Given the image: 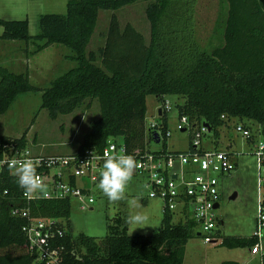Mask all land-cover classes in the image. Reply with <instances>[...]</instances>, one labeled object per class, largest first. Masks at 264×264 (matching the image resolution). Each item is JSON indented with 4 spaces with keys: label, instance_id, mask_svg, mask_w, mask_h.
Listing matches in <instances>:
<instances>
[{
    "label": "trees",
    "instance_id": "trees-1",
    "mask_svg": "<svg viewBox=\"0 0 264 264\" xmlns=\"http://www.w3.org/2000/svg\"><path fill=\"white\" fill-rule=\"evenodd\" d=\"M192 1L69 0L66 14L40 16L35 35L29 33L27 19L0 18V38L32 42L36 52L50 44L71 49L69 58L75 66L43 90L41 108L57 118L88 101L99 102L100 117L91 123L76 155L100 154L117 137L123 138L121 144L134 157L148 151L176 153L167 146L149 147L156 129L168 137L169 119L162 114L155 128H146L148 95H156L161 103L168 95L183 97L176 105L178 115H187L193 126L208 122L216 142L220 128L233 118L257 123L264 136V0H222L216 32L222 30L223 43L213 47L203 45L196 35ZM138 2L147 3L149 40L134 24L122 25L117 15ZM101 11L112 12L107 30L101 33L105 43L89 50ZM41 90L31 83L28 72L0 67V117L21 93ZM17 139L27 144L26 135ZM22 196L16 179L0 183V264H46L29 249L23 231L26 219L13 217L11 209L29 207L38 218H69L71 200L37 198L28 203ZM125 219L122 215L110 219L102 238L76 235L68 227L52 245L59 250V264H185L186 246L196 235L194 219L175 223L166 211L157 230L131 235ZM254 243L253 237L223 242L250 247ZM261 260L264 264V256Z\"/></svg>",
    "mask_w": 264,
    "mask_h": 264
},
{
    "label": "rangeland",
    "instance_id": "rangeland-1",
    "mask_svg": "<svg viewBox=\"0 0 264 264\" xmlns=\"http://www.w3.org/2000/svg\"><path fill=\"white\" fill-rule=\"evenodd\" d=\"M222 0H193V23L195 32L200 42L205 46H216L223 43V32H216V24L219 17ZM69 0H0V18L6 20H24L29 22V33L35 35L39 32V18L43 14H66ZM147 3L138 2L127 6L117 12L122 25L134 24L142 31L147 39H150V22L146 14ZM111 11H102L98 30L92 38L89 50H98L105 43L104 35L111 18ZM3 27L0 25V33ZM64 51L72 52L69 47L61 44ZM44 64V78H57L68 71L69 62H60L59 67L52 68L49 60L42 53L38 55ZM67 62V63H66ZM67 67V68H66ZM70 67V66H69ZM35 83V80H34ZM33 84V83H32ZM39 87L38 83L33 84ZM41 91H29L18 95L8 111L0 117V133L20 137L26 135L29 145L37 150L43 149L46 153L74 154L83 143L86 134L90 130L91 123L100 117V105L98 101H91L67 114L59 113L57 118H52L49 110L41 108L42 94L46 87H39ZM42 92V94L40 93ZM166 101L171 110L168 116V137L162 138L158 143L152 140L149 144L151 150H161L165 146L169 150L184 151L190 148L194 137V131H179L177 125L179 115L176 105L184 101L183 97L168 95ZM161 106L156 95L147 96L146 128L158 118V109ZM238 120L233 118L231 122L220 128V138L213 142L211 137L204 140V146L211 148L238 151L236 156L237 168L222 182V197L217 210L221 225V234L217 236L216 243H206L202 235L191 238L186 246V264H221L224 261H238L243 264H260L261 257H252L249 254V245L229 246L223 244L230 237H251L256 228L257 203H258V166L257 158L252 154V146H249L236 132ZM254 131L257 123H254ZM118 144L123 143L122 137H117ZM37 145V146H36ZM100 174V172H99ZM99 181V180H98ZM98 182L93 186L94 203L88 209H83L76 199H71V215L63 218L64 224L71 227L73 234L85 233L87 235L102 238L108 232L110 219L117 215L127 217L131 209L126 201L110 202L97 188ZM151 187L145 183V177L136 172L132 182L127 188L129 198H140L143 210L149 215L151 227L136 229L132 234H147L150 230H157L162 222L163 212L158 198L149 197ZM234 196V197H233ZM180 214L174 213L173 221L180 222ZM129 233L132 227L128 225Z\"/></svg>",
    "mask_w": 264,
    "mask_h": 264
},
{
    "label": "built area",
    "instance_id": "built-area-1",
    "mask_svg": "<svg viewBox=\"0 0 264 264\" xmlns=\"http://www.w3.org/2000/svg\"><path fill=\"white\" fill-rule=\"evenodd\" d=\"M167 114L171 110L169 103H161L159 110ZM226 119V116H222ZM157 126V121L151 124ZM249 120L238 121L236 132L251 147L257 158L258 166V203L257 223L251 237L255 243L250 247L252 255L264 256V136L257 125ZM177 130L194 131V137L189 149L176 153L146 152L137 154L136 172L145 177V183L151 189L149 197L162 201L163 213L166 211L180 214L181 220L192 218L196 221L197 234L204 237L206 243L218 242L216 237L221 234L222 221L217 214L216 204L222 197L221 186L223 180L237 168L236 156L238 151L219 149L216 146L207 148L204 140L211 137L212 129L201 122L193 126L187 115H179ZM162 140L161 130L156 129ZM154 132V133H155ZM21 137V136H20ZM19 137L0 134V183L16 179L8 165L12 159H32L38 161V174L47 184V194L43 196H26L23 199L30 202L37 198L45 199H76L83 209H88L94 203L93 186L99 180L102 171L103 157L107 154H128L124 144L116 140L109 141L103 152L85 155L48 154L43 149H33L29 142L20 144ZM37 146V145H36ZM92 157V158H91ZM9 188L4 190L8 194ZM220 206V205H219ZM11 215L26 219L23 231L26 235L29 249L36 254L38 261L46 264H59V250L53 248L57 236L64 235L67 226L63 218H44L31 215L29 207L14 206Z\"/></svg>",
    "mask_w": 264,
    "mask_h": 264
},
{
    "label": "clouds",
    "instance_id": "clouds-1",
    "mask_svg": "<svg viewBox=\"0 0 264 264\" xmlns=\"http://www.w3.org/2000/svg\"><path fill=\"white\" fill-rule=\"evenodd\" d=\"M92 158V157H91ZM16 183L26 196L47 194V184L38 174V161L12 159L8 165ZM137 162L133 155L120 153L105 154L97 188L110 202L126 201L131 209L125 222L132 227L130 235L138 228L151 227L149 215L143 210L140 198H129L127 188L132 182Z\"/></svg>",
    "mask_w": 264,
    "mask_h": 264
},
{
    "label": "crops",
    "instance_id": "crops-1",
    "mask_svg": "<svg viewBox=\"0 0 264 264\" xmlns=\"http://www.w3.org/2000/svg\"><path fill=\"white\" fill-rule=\"evenodd\" d=\"M101 13L102 11L100 12L99 15L98 25L100 23ZM110 20L111 19H109L108 21V25L110 23ZM2 34L3 32L0 33V35ZM35 47H36L35 44H33L32 42L28 43L26 41H21V40H6L0 38V67H6L10 71L16 73L28 72L31 83L33 84L38 83L39 87L43 86L47 88L55 78H53L54 77L53 75H51V77L49 78L43 77L44 75L43 73L45 71L43 68L44 64L41 62V60H39L40 56L38 55H41L43 53L45 55L44 58L46 57L49 60L50 66L56 69L59 67L58 65L60 64V62H65V61L69 62L67 64L68 68H72L76 64L74 61L70 60L69 58V56L72 55V52H69L67 50L64 51L61 48V44H50L45 49L39 52L35 51ZM40 93L42 94V92ZM237 120L240 121L239 119ZM50 154H54V153H50ZM249 254L252 257L258 256V255H252L250 253V248H249ZM238 263L243 264L241 262ZM221 264H223V262ZM260 264H262V260Z\"/></svg>",
    "mask_w": 264,
    "mask_h": 264
},
{
    "label": "water",
    "instance_id": "water-1",
    "mask_svg": "<svg viewBox=\"0 0 264 264\" xmlns=\"http://www.w3.org/2000/svg\"><path fill=\"white\" fill-rule=\"evenodd\" d=\"M159 114H160V115L162 114V110H161V109L159 110ZM203 125H204V126H207V127L210 128V124H209L208 122H206V121L203 122ZM210 129H211V128H210ZM154 139H155V141L158 142V143L161 141V138H160L158 132H155V133H154ZM233 197H234V196H233ZM219 205H220V204L217 203L215 207L218 208ZM198 235H200V233H198Z\"/></svg>",
    "mask_w": 264,
    "mask_h": 264
}]
</instances>
